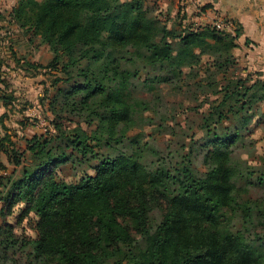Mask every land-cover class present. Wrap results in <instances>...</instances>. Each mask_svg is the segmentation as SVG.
I'll return each mask as SVG.
<instances>
[{"label":"trees","instance_id":"obj_1","mask_svg":"<svg viewBox=\"0 0 264 264\" xmlns=\"http://www.w3.org/2000/svg\"><path fill=\"white\" fill-rule=\"evenodd\" d=\"M157 9L148 0H17L10 21L50 47L48 67L63 76L52 84L53 131L27 138L25 149L1 137L16 169L0 176V217L23 201L19 219L36 221L27 243L57 264H264L253 232L264 203L239 198V182L256 174L243 151L253 154L264 132V79L239 64V26L171 25ZM163 87L206 98L202 144L160 146L162 134H180ZM134 128L132 152L103 155ZM200 145L203 175L193 161ZM73 158L91 171L62 176ZM249 181L264 188V172ZM157 206L163 216L151 224ZM2 228L15 235L14 224Z\"/></svg>","mask_w":264,"mask_h":264},{"label":"rangeland","instance_id":"obj_2","mask_svg":"<svg viewBox=\"0 0 264 264\" xmlns=\"http://www.w3.org/2000/svg\"><path fill=\"white\" fill-rule=\"evenodd\" d=\"M150 4L157 3L158 11L169 20L171 25L182 23L185 25L194 24L192 20H185L190 14L186 10V5L176 0H148ZM17 0H0V142L1 137L7 135L10 141L5 140L4 145L9 148H26V139L34 134L45 133L54 130L51 120L53 114L50 109V101L55 94L57 87L52 85L57 76H63L58 70L48 67L53 57L50 47L43 43L39 36L33 31L22 28L10 21L9 13ZM188 12V14H187ZM225 22L229 20L225 19ZM215 21L212 22V24ZM197 23V22H195ZM234 28V27H233ZM179 46L178 41L174 42ZM163 71V70H162ZM146 77V76H145ZM62 84L61 86H66ZM166 86L165 84H162ZM60 86V85H59ZM168 102L173 107L174 117L169 120L179 135L170 133L162 134L159 139L160 146L167 144L179 147L181 144L189 145L192 138L198 139L202 131L197 127L201 123L202 114L206 110V98L203 101H195L192 97H183L178 94L168 93V87H163ZM140 96L150 97L151 93L145 88H140ZM215 98L211 96V99ZM198 105L197 104H200ZM170 106V107H171ZM57 113L60 107L56 109ZM69 126L71 123L66 120ZM140 128L131 129L119 141L113 140L104 149V156H116L118 154L132 152V137L139 132ZM184 133V134H183ZM255 137L258 140L257 147L252 154L251 151L244 150L245 157L256 169L255 177L264 172V132L257 130ZM203 140L198 139L197 145ZM206 149L201 147L194 154V166L200 175H203L209 165L205 162ZM251 153V154H250ZM79 158H73L68 163L60 166L59 173L62 176L71 177L73 174L84 175L91 171L89 164L78 165ZM16 169L10 162L3 149L0 152V176L12 174ZM244 178L239 182L243 188L239 198L259 199L264 203V188L259 185L250 186L249 180ZM254 184V183H252ZM25 205L23 201L8 208L4 207V214L0 217V260L2 264H57L53 260L36 256L34 247L27 243V239L36 236V221L33 214L31 217L19 219L21 208ZM0 206L2 203L0 202ZM163 210L154 207L150 212V222L155 224L161 220ZM5 223L14 224L15 235L10 237L2 228ZM242 218L236 217L234 229L241 228ZM256 238L264 241V225L256 226L254 231ZM140 237V236H139Z\"/></svg>","mask_w":264,"mask_h":264},{"label":"crops","instance_id":"obj_3","mask_svg":"<svg viewBox=\"0 0 264 264\" xmlns=\"http://www.w3.org/2000/svg\"><path fill=\"white\" fill-rule=\"evenodd\" d=\"M186 5L190 13L185 20L194 24L212 23L227 19L241 29L235 50L239 64L245 72H258L264 79V0H176ZM188 18V19H187ZM197 22V23H195Z\"/></svg>","mask_w":264,"mask_h":264},{"label":"built area","instance_id":"obj_4","mask_svg":"<svg viewBox=\"0 0 264 264\" xmlns=\"http://www.w3.org/2000/svg\"><path fill=\"white\" fill-rule=\"evenodd\" d=\"M213 25L217 29H221V30L228 31V32H234V28H232V24L230 22H225L223 18L216 20L213 23Z\"/></svg>","mask_w":264,"mask_h":264}]
</instances>
